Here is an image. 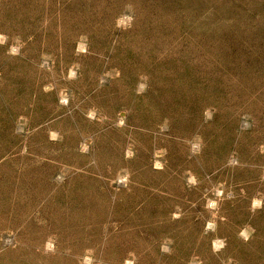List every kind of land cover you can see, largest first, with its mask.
<instances>
[{
  "label": "rangeland",
  "instance_id": "374dc122",
  "mask_svg": "<svg viewBox=\"0 0 264 264\" xmlns=\"http://www.w3.org/2000/svg\"><path fill=\"white\" fill-rule=\"evenodd\" d=\"M0 264H264V0H0Z\"/></svg>",
  "mask_w": 264,
  "mask_h": 264
}]
</instances>
